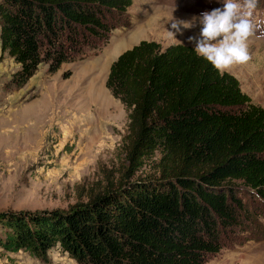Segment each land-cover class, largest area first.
Segmentation results:
<instances>
[{"label": "trees", "instance_id": "obj_1", "mask_svg": "<svg viewBox=\"0 0 264 264\" xmlns=\"http://www.w3.org/2000/svg\"><path fill=\"white\" fill-rule=\"evenodd\" d=\"M130 6L0 0V52L19 66L13 87L40 64L53 73L104 44ZM104 87L127 112L120 163L75 186L65 210L0 212V251L41 262L56 249L74 264H203L234 239L249 206L264 204V109L181 44L138 42L110 64ZM146 164L154 174L142 177Z\"/></svg>", "mask_w": 264, "mask_h": 264}, {"label": "rangeland", "instance_id": "obj_2", "mask_svg": "<svg viewBox=\"0 0 264 264\" xmlns=\"http://www.w3.org/2000/svg\"><path fill=\"white\" fill-rule=\"evenodd\" d=\"M217 7H222L220 0H131L124 22L104 44L94 43L84 56L53 73L40 64L19 89L11 82L19 66L0 52V212L65 210L76 201L75 186L94 180L100 167H116L127 112L104 87L110 64L140 41L194 48L188 37H198V21L175 35L178 42L169 35L171 19L192 21ZM256 16L264 19V0H259ZM117 36L120 43L112 45ZM249 52V62L224 72L264 109V36L250 38ZM153 174L150 164L138 172L142 177ZM244 199L251 200L248 195ZM252 207L234 239L206 256L203 264H264V204ZM0 264L74 262L52 249L44 262L21 251H0Z\"/></svg>", "mask_w": 264, "mask_h": 264}, {"label": "clouds", "instance_id": "obj_3", "mask_svg": "<svg viewBox=\"0 0 264 264\" xmlns=\"http://www.w3.org/2000/svg\"><path fill=\"white\" fill-rule=\"evenodd\" d=\"M222 7L205 11L192 21L171 19L169 35L175 39L182 29L201 25L197 36H189L194 43L197 56L223 73L234 65L250 61L249 40L253 36H264V19L256 16L259 0H220ZM178 41V40H176ZM180 42V41H178Z\"/></svg>", "mask_w": 264, "mask_h": 264}, {"label": "crops", "instance_id": "obj_4", "mask_svg": "<svg viewBox=\"0 0 264 264\" xmlns=\"http://www.w3.org/2000/svg\"><path fill=\"white\" fill-rule=\"evenodd\" d=\"M122 36V35H121ZM120 39H122V37H119V36H117V37H115V38H113V41H112V45H115V44H117V43H120Z\"/></svg>", "mask_w": 264, "mask_h": 264}]
</instances>
